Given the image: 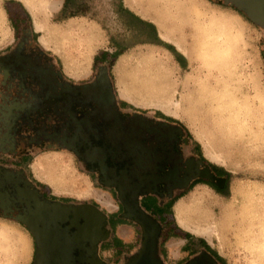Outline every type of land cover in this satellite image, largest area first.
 I'll use <instances>...</instances> for the list:
<instances>
[{"label":"rangeland","instance_id":"obj_1","mask_svg":"<svg viewBox=\"0 0 264 264\" xmlns=\"http://www.w3.org/2000/svg\"><path fill=\"white\" fill-rule=\"evenodd\" d=\"M77 1L86 15L74 23L54 25L61 20L59 12H45L50 36L43 45L48 51L58 49L65 59L74 58L81 66L97 48V53L100 48L113 52L110 42L129 46L117 63L111 57L99 59L90 81L99 67L108 69L116 63L109 75L115 90L122 95L128 88L130 96L141 102L134 105L144 107L136 109L146 116L178 123L205 163L227 175L222 193L198 184L167 202L163 220L170 233L161 239L166 262L183 255L179 249L187 234L203 240L222 264H264V28L231 1L181 0L189 5L183 16L178 0L167 4L164 0H155L157 4L152 0ZM8 2L0 0V45L14 32L31 30L25 13ZM137 19L155 24L156 33L165 32L169 39L159 40L164 45L178 43L181 48H176L185 55L173 45L181 56L169 54L163 46L138 44L151 40L152 34ZM38 37L34 34V39ZM119 62H124L120 72ZM72 64L65 63L66 67ZM154 86H161L159 92L174 103L176 114L156 110L161 108L148 99L156 91ZM39 159L51 162L47 169L34 172L47 183L42 186L45 191L92 202V185L81 162L66 152L41 154L35 162ZM32 259L29 232L15 219L0 216V264H32Z\"/></svg>","mask_w":264,"mask_h":264},{"label":"flooded vegetation","instance_id":"obj_2","mask_svg":"<svg viewBox=\"0 0 264 264\" xmlns=\"http://www.w3.org/2000/svg\"><path fill=\"white\" fill-rule=\"evenodd\" d=\"M24 44L20 42L17 47L23 49ZM12 58H0L4 80L15 75L19 79V66ZM17 62L20 64L21 58ZM9 63L16 65L15 70ZM36 78L32 81H37L39 87L41 82ZM110 84L96 77L78 88L65 87L60 96L53 86L41 88L35 105H13L12 125L8 130L2 125L0 133L13 144V151L21 140L28 146H40L45 141L63 146L74 152L85 170L96 174L102 185L116 180L122 184V200L118 203L123 217L144 226L137 251L124 264H222L205 243L187 234L180 248L183 255L167 263L162 255L164 220L161 216L157 220V215L146 212L142 205L149 196L168 202L200 181H209L223 191L227 175L205 163L196 147L189 149V137L178 123L128 111L116 102ZM3 110L1 107L0 113ZM4 174L5 170L0 169V216L15 219L29 232L32 264H108L99 248L100 240L107 235L106 223L93 215V203L56 197L18 169L11 172L12 184L2 178ZM207 175L212 180L202 177ZM147 219L157 228L153 229ZM155 233L152 241L150 237Z\"/></svg>","mask_w":264,"mask_h":264},{"label":"crops","instance_id":"obj_3","mask_svg":"<svg viewBox=\"0 0 264 264\" xmlns=\"http://www.w3.org/2000/svg\"><path fill=\"white\" fill-rule=\"evenodd\" d=\"M53 1L54 0H51L50 2ZM224 2H230V0L227 1L224 0ZM63 3L64 0H61L60 6L55 10L60 12ZM7 4H11V5L17 4V7H19L30 20V29H31L30 31L24 29L23 33L19 32L18 34H15L14 32L13 35H11L10 38L7 41H5V43L0 45V58L6 60L12 56L13 58L11 61L15 62L16 60L15 63H17V65L19 66V69H17L19 74V79L15 75L9 79L4 80L0 74V110L1 107L4 108V110L0 113L2 114V116H0V127L3 125L8 130L12 125L11 120L13 117L12 115L13 105H15L16 103H18L19 106H25V105L29 106L33 104L35 105L37 103L35 101L39 100V98H37L38 97L37 94L38 93L40 94L42 92L40 91L41 88L47 89L50 86L51 87L53 86V89L56 90L58 96L60 93H63L65 91L64 90L65 87L78 88L81 87L82 85H86V83L90 82V78L93 73V68L96 62L99 60L98 59L95 61L94 59L95 56L100 55L102 52H108V50L100 48L99 53H97L99 50L97 48L90 55L87 62H85L81 66L76 65L78 60L74 58L69 59L68 57L65 59L63 55H60L58 49L56 51L53 48L52 52H49L48 51L49 49H47L44 46V45L47 46V37L50 36V32L48 30L49 29L48 22L45 25L47 26L46 29L37 30L34 25L33 17L29 12V7H27L26 0H9ZM2 7L3 10L5 11L6 7L4 6ZM81 18H84V16H73L67 18L60 17L61 20L58 23L57 22L54 23V25L56 24L60 25L61 22L65 23L61 25H66L72 22L74 23L80 20ZM18 19L21 20V18ZM13 20H15V18ZM96 25L99 24L96 23ZM153 25L154 27H156L155 24ZM161 33L159 34L156 33L157 38L167 42V40H164L161 37L162 36ZM34 34H38L39 37L34 39ZM20 42L25 43L23 49H19L17 47ZM138 44L141 45L143 44L152 47L163 46L156 44L154 39L138 42ZM170 44L171 46L173 45L172 43ZM173 46L176 48L175 45ZM163 47L164 49H166V51L169 54L173 55V53L169 49H167L165 46ZM125 51L126 50H124L113 61L117 63L118 59L125 53ZM181 53L185 55L183 52ZM17 58H21V62H20L21 65L18 64ZM69 62L73 63L72 67H66L65 63L69 64ZM22 63L24 65H22ZM123 64L124 62L118 63L117 65L118 72L122 70ZM115 65L113 62L111 68L108 69L100 65L101 67H99L98 70H96L97 75L102 70H105L107 72L108 79H111L110 76L111 74H113L114 71L113 68L115 67ZM10 66L12 68L11 70H13L14 67H16L15 64H10ZM33 67H35L36 69ZM38 67L42 68L43 70L41 69L40 70L41 72H38L37 71L39 69ZM49 70L51 71L50 73H52L54 76L52 83H50L49 81L50 78V74L48 73ZM34 77H38L36 78V80L38 79L41 82V85H39V87L37 85V81L36 82L32 81ZM110 85L113 88L116 97L115 98L116 102L121 103L122 107L123 106L127 107L128 111H137L136 113H139V110L136 108H144L134 105V103L139 104L141 102L138 99H134L133 97L130 96V94L128 93L130 90L128 88H125V91H123L122 95H120L118 91L115 90L113 82ZM154 90L156 91H154L152 95L153 97L148 99L152 104H155L156 106L161 108L156 110L163 113L162 111L163 109L165 112L176 114L175 109H173L172 106L174 105V103L172 102L171 105L170 101H168L159 92V90H161V86H154ZM152 100L155 102H152ZM9 122L11 124L6 125V123ZM6 138L7 137H5L3 133H0V169L5 171L9 170L10 172H12L14 169H18L20 171H24V173L26 174L29 172L33 180L42 186L45 185L47 186V183L38 179V177H36L34 172L39 173L41 169H47L48 166L50 167L51 162L45 161L43 159H39L35 162L37 156L45 153L66 152L71 154L72 157L76 158L74 156L75 155L74 152L54 143H51L50 145L49 141H45L43 145L40 146H36L35 144L28 146L26 141L21 140L19 141V144H16L15 150L13 151V144L8 142ZM5 146H8V148H6ZM190 148H193V146H189V149ZM86 176L90 181L91 185L93 187H96L93 188L92 186H90L91 191L89 192L90 194L89 196L92 201L91 203H93L97 208V210L103 215V223H106L107 235L99 242L100 245L99 248L101 249L100 251L101 258L103 259V261H105L108 264H124L125 260L130 258L137 251L138 243H139L138 241L141 238V232H143L142 229L144 230V227L142 224L140 223L138 224V222H135L138 224L137 225L133 223L130 219L123 217L122 208L118 203L119 200L120 201L122 200L121 197L123 194L122 188H120V186H122L120 182H118L117 180L111 182L109 181V183L105 184L104 186L99 182V180L96 177L97 176L96 174L92 175L86 171ZM182 196L183 195L179 196V198ZM143 202H144L143 203L144 205H142L143 210H145L148 213L156 214L157 215L156 217H158L157 220L161 216L162 217L161 220L163 221L165 215V209H166L165 206L167 204L166 200L157 198L155 196H149L144 198ZM178 209L179 208H176V212ZM109 219L113 220L111 221L110 224H108ZM161 226L162 229L166 228L163 231V234L165 236L164 239H166L167 235L170 233V228H168L169 225L166 224V221H164L163 225ZM184 242L185 241L182 242L181 247L184 244ZM179 252L182 253V250L179 249Z\"/></svg>","mask_w":264,"mask_h":264},{"label":"trees","instance_id":"obj_4","mask_svg":"<svg viewBox=\"0 0 264 264\" xmlns=\"http://www.w3.org/2000/svg\"><path fill=\"white\" fill-rule=\"evenodd\" d=\"M78 1L77 0H64V3H63V6H62V9L60 10L59 12V16L61 18H67V17H73V16H85L86 15V12H85V7L83 4L81 3H77ZM129 13V11H127ZM130 16H133L132 13H129ZM139 20V25L145 29H148L149 33L152 34V39L155 40L156 44H159V45H163L165 46L167 49H169L174 56H181L180 53H178L173 46L171 45H164L158 38H157V34H156V29L154 27V25L150 22H146V21H143L141 19H137ZM112 41V40H111ZM111 43V46L115 48V51H113L112 53H108V52H102L100 55L98 56H95V61L98 60V59H106L108 56L111 57L113 60H115L124 50H126V48L128 47H124V46H116L114 44ZM109 82V81H108ZM160 118H165V117H161V116H158ZM167 119V118H165ZM168 120H171V119H168ZM172 121V120H171ZM174 122V121H173ZM198 147H196L197 149ZM199 149H197L198 151ZM200 152V151H199ZM200 157L205 161L204 157L202 155H200ZM207 166V165H206ZM217 167V166H215ZM219 168V167H217ZM221 170V169H220ZM222 171V170H221ZM223 174H225L223 171H222ZM29 177H32L30 175V173L28 172L27 173ZM226 175V174H225ZM5 177V178H4ZM3 179L7 180L9 184H12V181H14V176L13 174H11V172L9 171H5V174L4 176H2ZM205 179V178H204ZM212 180V179H211ZM201 184H205L209 187H211L212 189H214L215 191H217L218 193H222L223 191L215 188L209 181H200ZM38 184V183H37ZM42 186V185H41ZM201 240V239H199ZM201 242L205 243L203 240H201ZM206 244V243H205ZM207 246V245H206Z\"/></svg>","mask_w":264,"mask_h":264},{"label":"bare ground","instance_id":"obj_5","mask_svg":"<svg viewBox=\"0 0 264 264\" xmlns=\"http://www.w3.org/2000/svg\"><path fill=\"white\" fill-rule=\"evenodd\" d=\"M51 0H26V3H27V7H29V12L31 13L32 17H33V20H34V25L36 27L37 30H43V29H46L47 26L46 25V13H50L51 11L50 10H55L57 9L59 6H60V3H61V0H54L53 2H50ZM156 1H160V0H156ZM155 0H152V4L155 3L157 4ZM166 1L164 4H167V2H171L172 0H164ZM176 1V0H175ZM163 4V3H162ZM161 5V4H160ZM178 5H179V8H184L181 13V16H183L184 12H185V9H188L189 8V5L181 2V0H178ZM169 7L167 6V9ZM49 10V11H47ZM170 10V9H168ZM46 12V13H45ZM45 13V14H44ZM175 17V16H174ZM162 38L164 40H168L167 36H166V33L165 32H162ZM175 45L179 48L180 50V46L178 45V43H175ZM215 161L216 158H215ZM180 210L178 209L177 210V216H178V219H180ZM179 222L182 223V220H179ZM197 230L194 229V232H196ZM205 234V232H204Z\"/></svg>","mask_w":264,"mask_h":264},{"label":"water","instance_id":"obj_6","mask_svg":"<svg viewBox=\"0 0 264 264\" xmlns=\"http://www.w3.org/2000/svg\"><path fill=\"white\" fill-rule=\"evenodd\" d=\"M227 1V0H226ZM233 5H235L240 10H244L247 14V17L256 25H259L264 28V0H230ZM227 4V2H225ZM242 8V9H241ZM103 81L104 84H107L109 81L107 72L105 70H102L97 75V81ZM205 179L211 180V178H208L210 176H202ZM185 188V187H183ZM93 215H98V217L103 220V215L97 210L96 207L92 206ZM148 220V223L153 227V229L157 228L156 223H153L152 220ZM144 227V226H143ZM150 237V236H149ZM155 235H152L151 240H154Z\"/></svg>","mask_w":264,"mask_h":264}]
</instances>
